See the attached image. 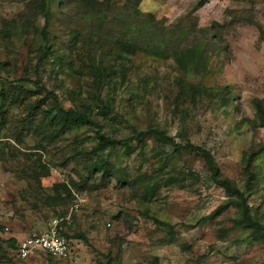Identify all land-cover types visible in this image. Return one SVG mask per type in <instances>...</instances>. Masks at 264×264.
I'll return each instance as SVG.
<instances>
[{"label": "rangeland", "instance_id": "obj_1", "mask_svg": "<svg viewBox=\"0 0 264 264\" xmlns=\"http://www.w3.org/2000/svg\"><path fill=\"white\" fill-rule=\"evenodd\" d=\"M200 1L56 2L48 26L54 56L37 66L42 42L33 28L45 24L39 0H0V73L9 80L39 77L65 108L82 106L111 137L158 127L177 143L205 147L222 175L242 186V154L264 143V126L252 104L264 100V39L259 34V29L264 32V0H204L197 8ZM6 26L11 27L8 36ZM117 40L163 52L138 51L120 60ZM199 45L208 69L187 79L205 90L184 96L177 84L184 75L174 54ZM90 61L112 65L116 73L124 64L126 77H113L97 88L84 66ZM24 87L35 91L30 84ZM11 115L24 113L16 107ZM6 132L0 136V143L11 145L0 153V264H264V248L233 228L235 210L215 213L227 197L199 158L162 150L152 141L143 149L134 143L128 152L114 151L109 161L129 181L142 175L157 188L144 200L130 184L114 178L99 184L98 177L85 183L81 177L86 173L73 162L63 164L74 138L80 147L94 145L89 128L67 132L57 148L45 149L37 146L41 128L24 132L19 142ZM254 164L256 180L247 199L254 220L264 224V154ZM34 168L39 184L28 176ZM57 183L70 185V198L61 207L46 206L43 198L53 195ZM61 212L63 231L70 237L82 234L87 242L69 239L71 256L65 260L41 252L18 258L7 240L37 234L54 219L61 222L56 216Z\"/></svg>", "mask_w": 264, "mask_h": 264}, {"label": "trees", "instance_id": "obj_2", "mask_svg": "<svg viewBox=\"0 0 264 264\" xmlns=\"http://www.w3.org/2000/svg\"><path fill=\"white\" fill-rule=\"evenodd\" d=\"M63 1L64 0H39L38 10L44 16L45 24L41 29L33 28L42 42L37 56V66L49 56H54V49L52 45L49 44L50 33L48 31V26L51 14L50 9L52 4L56 2L62 4ZM204 3V0H201L197 8ZM10 29V26L4 28L5 36L9 35ZM259 34L261 38L264 39V32L262 29H259ZM116 43L120 51V53H118V58L120 60H129L130 57L134 56L138 51H145L156 56L162 55L163 52L152 49L150 44L143 47L130 40H117ZM203 48L204 46L202 45L191 46L187 49L177 50L174 54L175 61L184 75V77L178 78L177 81L179 94L181 95L194 96L205 90L203 89L201 91L199 87L191 84L187 79L188 75H198L201 71L205 72L208 69L207 63H205ZM84 66L93 77L97 88H102L105 83L112 81L113 77H118L121 80H124L126 77L127 68L124 64V69H120L119 73L115 72V68L112 65L105 66L101 62L95 63L90 61L88 64L85 63ZM0 69H2L1 65ZM24 84L32 85L35 91L32 92L26 89ZM34 92H37L36 94L39 95L44 93V97L37 99ZM252 104L256 109L257 119L260 121V124L264 126V100L254 99ZM16 107L20 108L24 115L12 119V110ZM90 113L86 112L82 106L65 108L53 91L47 90L41 85L39 77L35 79L27 77L9 80L0 73V136H5L7 133L6 130L9 129L15 141L19 142L24 132L29 130H34L36 132L37 128H41L44 133H37L40 139L37 145L38 149H45L49 146L57 148L58 142L64 137L65 133L78 131L82 128H89L94 134V145L91 148L80 147L79 145L81 142H79L77 138H74L73 146L70 148L69 154L64 157L65 161L63 164L65 165L66 163L73 162L79 171L86 173L85 177L79 175L81 180L85 183L98 177L99 184L108 183L112 178L119 184H130L134 189L138 190L137 192L143 196L144 200H147L148 196L152 192H155L157 188L152 183L146 182L142 175H137L132 181H129L127 173L120 170L109 161L114 151L122 148L124 151L128 152L131 150L134 143L140 149H143L148 141H152L162 150L169 148L173 153L180 154L182 152L191 154L202 161L210 181L215 186L222 189L227 197V203L219 206L215 213L217 214L218 212L233 208L236 212V216L233 219V228L244 232L246 234V240L250 244H256L264 248V224L254 220L247 199L253 190L256 180V165L254 163L256 159L264 154V143L242 154L240 164L243 174V184L239 186L222 175L213 155L205 147L194 145L189 141L177 143L166 131L158 127L134 130L129 136L122 139L111 137L104 133L102 125L96 121ZM0 146V153H3L5 148H11L9 143H0ZM39 166H41V164H39ZM189 175L191 179H197V175L192 171L189 172ZM28 176L35 179L36 183L39 184V175L36 168H34L32 173ZM71 186L77 191H80L79 184L72 181ZM70 188L68 184H54L52 186L53 195H45L43 203L46 206L54 208L65 205L70 198ZM62 191L67 194L65 196L62 195ZM62 213L63 212L60 214L56 213V216L61 219V222L57 219L59 221L58 231L59 234L65 238L67 244L71 238H77L87 242L86 237L82 234H78L76 237H70L63 231L61 227L65 222L62 220L64 217ZM2 230L3 229L0 228V231ZM7 243L11 248L17 250L18 241L15 237L9 238ZM39 252L49 255L44 251H37L34 253ZM70 256L71 250L69 258ZM105 264L113 263L108 260Z\"/></svg>", "mask_w": 264, "mask_h": 264}, {"label": "built area", "instance_id": "obj_3", "mask_svg": "<svg viewBox=\"0 0 264 264\" xmlns=\"http://www.w3.org/2000/svg\"><path fill=\"white\" fill-rule=\"evenodd\" d=\"M58 224L59 221L54 219L47 229L19 240L16 250L17 257L24 260L34 252L44 251L58 260L68 259L69 246L65 238L59 234Z\"/></svg>", "mask_w": 264, "mask_h": 264}]
</instances>
